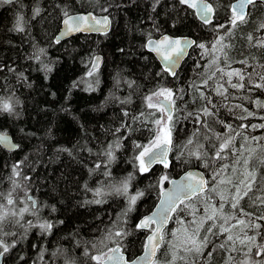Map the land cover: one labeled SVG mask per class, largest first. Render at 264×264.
Wrapping results in <instances>:
<instances>
[{
  "label": "trees",
  "instance_id": "16d2710c",
  "mask_svg": "<svg viewBox=\"0 0 264 264\" xmlns=\"http://www.w3.org/2000/svg\"><path fill=\"white\" fill-rule=\"evenodd\" d=\"M232 1L208 0L215 9L213 23L208 25L178 0H159V3L156 0H13L11 4L0 3V98L10 100L14 105V114L0 111V131L8 132L19 145L14 150H6L0 145V193L6 196L11 191L12 166L23 161L21 176L14 177L21 185L13 192L15 205H7L3 198H0V204L17 210L24 207L28 203L25 190L36 200L35 214L25 213L20 224L4 226L5 232L15 235L3 239L9 245L14 243L15 247L5 253L2 264H65L69 259L74 264H95L85 255L86 252L92 255L106 252L117 243L131 259L141 252L149 231L136 228L137 220L150 211L158 199L160 189L167 182H161V177L166 175L169 179L186 168L198 167L206 173L208 187L204 193L185 201L190 207L173 213L174 219H170L165 227L164 242L155 260L157 264H168L173 240H176L170 227L179 229L181 224L177 221L180 220L186 224L192 219L199 221L206 209L208 212L209 205L218 206L220 194L211 190L214 186L212 172L221 164L232 165L239 154L237 149L243 151L241 161L248 158L249 149H256L249 168L257 172V185L241 206L257 216L264 214V206L251 202L257 196H264L261 191L264 165L259 159L264 156V149L260 147L264 140L256 142L251 139L264 137V128L250 127L264 123L260 119L264 116V109L257 108L255 103L256 100L264 102V89L252 87L260 82L255 73L264 74V68L260 67L264 65V48L252 46L247 39L249 33L255 39H264V30H256L264 21V3L258 0L255 6H249L251 16L248 23L240 24L225 36V30L217 25L229 26ZM102 7H107L108 12L102 13ZM36 9H39L38 15ZM65 11L68 14L82 11L106 14L111 21L110 29L107 33H77L57 43L54 37ZM18 17H23V32L15 30ZM162 33L191 36L197 44L206 46L207 53L193 45L177 69V77H172L144 46L147 38ZM218 36H224V44L232 45L225 49L230 67H225L222 59L218 64H211L216 56L221 55L219 51L214 53L211 47ZM96 54L102 56V63L98 69H92ZM245 59L246 65L239 63ZM218 67H225V71L244 72L247 87L232 89L226 83L227 77L220 79L217 73L203 88L202 81ZM249 73L252 74V84L248 82ZM232 82L238 83L239 80L233 77ZM221 83L228 88V99L214 92ZM192 84L201 85L216 105L213 109L215 117L205 118L210 131L200 129V137H192L199 125L188 117V113L199 112L206 101L199 98L198 92L190 87ZM160 87L180 90L183 96L175 104L170 166L164 168L157 164L148 172H139L135 158L141 149L136 145L149 144L154 133L152 120L159 116V113L156 116L149 114L153 110L146 107L144 98ZM234 105L242 108L229 111ZM242 109L254 112L255 116L239 119L246 116ZM133 117L140 119L133 120ZM225 124L234 128L240 124L249 127L237 128L243 134L236 136L231 146L233 150L224 154V160H218L206 169L202 161L189 153L197 151L201 144L211 152L209 141L203 136H210L213 143L222 142L216 141L215 136L229 134ZM244 137L249 139L246 141ZM190 138L193 143L187 144ZM109 150L114 156L110 162L106 155ZM97 164L101 167L96 168ZM236 167L238 175L242 163ZM105 172L110 175H104ZM229 176L236 179L231 167L215 184L216 190L224 195L231 186L221 185L219 179ZM129 177L128 193L116 194L114 187H119ZM97 188L102 190V195H96ZM138 192L143 195L125 215L129 195ZM97 199L103 202H92ZM193 210H198L194 217L189 215ZM229 210L225 205V211ZM29 221L34 226H29ZM44 222L54 225L51 231L39 228ZM116 231L128 235L107 238ZM178 235L182 237L181 233ZM221 242L223 238L216 240L217 244ZM163 250L165 255L162 257ZM223 252H214L209 264L224 263ZM176 264L183 262L177 261Z\"/></svg>",
  "mask_w": 264,
  "mask_h": 264
},
{
  "label": "snow or ice",
  "instance_id": "6c2138e0",
  "mask_svg": "<svg viewBox=\"0 0 264 264\" xmlns=\"http://www.w3.org/2000/svg\"><path fill=\"white\" fill-rule=\"evenodd\" d=\"M13 0H0V3L11 4ZM179 4L186 6L190 9H196L197 15L200 20L205 24L213 23V16L215 14V9L208 0H178ZM156 3H159V0H156ZM258 3V0H237L236 3L229 5V10L231 12L230 17L228 18V27L225 24H219L217 27L219 29L225 30V36L232 33V30L238 27L240 24L248 23L249 17L251 16L249 6H255ZM102 13H107L108 8L102 7L100 9ZM35 14H39V9L35 10ZM62 23L65 26L63 34L67 35L71 32L78 31H107V28L110 25V20L108 15H101L97 17L93 15L92 12H88L86 15L72 16L69 15L66 11L64 12ZM23 17H18L15 30L19 32L24 31L22 26ZM257 31L264 30V21H262L257 29ZM248 41L252 46L264 48V39H255L251 33L247 37ZM255 42L253 43V41ZM224 36H218L216 41L212 44V51L215 53L219 51L221 55L216 56L211 64L215 65L220 62L222 59L225 62V67H230L227 63L228 53L225 49L232 47L230 44H224ZM57 43H59V37L57 38ZM196 45L201 49H205L207 53L206 46L203 43L197 44L195 40H188L187 38L173 39L167 35L162 36L159 40L149 39L147 41L146 47H149L151 51L156 52L160 58L165 62L164 71L167 72L172 77H177V72L175 71L176 66L184 55H186L187 48ZM219 46V48H217ZM39 59V57H37ZM100 58L97 57L95 60L94 67H98ZM239 63L246 65L247 60L239 61ZM225 67H218L216 71L212 73L207 79L202 81L203 88H206L209 85V81L217 76V73L220 74V79L227 77L226 83L232 89H245L247 86L244 83L246 75L241 70H230L225 71ZM261 68H264V65H260ZM2 70V69H0ZM14 71V69H9ZM92 73L90 72L89 75ZM159 75V74H157ZM259 79V83L252 84V74H247L249 84H252V87L256 89H264V74L255 73ZM238 78V83H233L232 78ZM201 85L192 84L190 87L194 88L199 95L200 99L206 101L205 106H203L199 112H189L188 117H192L194 122L199 125V128L192 133V137H200V129H208V123L205 118L215 117V112L213 109L216 108V105L212 103L211 97L207 96ZM249 91L252 89L249 88ZM214 92L228 99L227 93L228 88L224 86L223 83L215 87ZM146 107L153 110L149 113L151 116H156V113H159V116L152 120L154 125L153 138L148 145L137 144L136 147L141 149L136 156V161L138 162L139 172H148L153 163H159L163 165L164 168L170 166V162L167 159L168 151L170 150L169 146L172 144L173 130L175 124L176 112L175 104L177 99H183V96L180 94V90L174 91L171 88L160 87L155 91H152L150 95H147L145 98ZM248 99V97H244ZM18 103V101H17ZM257 108L264 109V102L256 100ZM233 108H242L241 105H234L229 108V111H232ZM246 116H241L239 119L244 120L248 117L255 116L254 112L248 111L247 109H242ZM0 111L8 112L14 114V105L10 100H3L0 98ZM125 116L128 115L127 112L124 113ZM143 113H141V117ZM185 117V118H188ZM133 120L140 119V117H133ZM260 119L264 120V116H261ZM220 123L223 124V121ZM122 127L127 128V125H122ZM224 127L228 130V135L222 136L221 134H216V141H222L219 143H213L212 138L208 135H204L203 138L209 141V149H205L203 144L198 146L197 151L190 152V156H194L197 160L202 161L204 168H209L210 165L215 164L216 161L224 160L226 152H231L233 141L236 136L242 135V131H237L239 129H246L249 125L240 124L237 128H234L231 124H225ZM253 129L259 127L264 128V123L259 125H250ZM117 132L120 129H116ZM234 133V134H233ZM247 141L249 138L244 137ZM253 141L259 142L264 140V137H252ZM0 143H8V137L0 135ZM193 139L190 138L187 141V144H192ZM119 147V144L116 145ZM12 148H19L18 144L11 145ZM111 145L109 148L111 149ZM264 149V145L260 146ZM239 154L234 160L232 165L221 164L218 170L212 172L211 180L213 183L212 191H216L215 184L222 173L227 171L231 167L233 176L236 177L233 180L232 176L227 178L219 179L221 185H230L231 189L228 191L227 195L223 193L220 194V203L217 205H211V213L208 214L207 209L205 210V215L202 216L199 221L192 219L187 221L180 220L177 221L181 224L179 229L173 230L171 235L176 237L179 240V243L172 245L171 259L168 264H176L177 261H182L183 264H209V261L213 257V253L217 250H228L230 252L243 251L244 259L237 262V264H264V224L260 221H264V214L255 215L253 212H248L244 207L241 206V202L246 198H250V194L254 192V186L257 185V172L256 170H250L249 164L250 159L256 149H249L248 158H244L242 161L240 159L243 156V151L237 149ZM108 161L114 159L112 152L109 150L106 153ZM260 163L264 165V156H261ZM242 163V170L239 171L236 165ZM23 161L18 162L12 166V176L9 178L12 182V189L5 196L4 193H0V198L6 200L7 205H15L16 199L13 197V192L17 188H20L21 185L18 183L14 177L21 176V165ZM101 167L100 164L96 165V168ZM104 175H110L109 172H105ZM23 179L28 180L29 177H24ZM123 181L119 187H114V191L119 195H126L128 193V180ZM168 180V176H162L161 182ZM183 183L173 182L175 187L171 191H165L162 193L164 199L161 200L159 205V212L153 213L151 216L144 217L136 225L138 229H148L153 224L156 225L152 229L151 235L147 236L146 242L143 245L144 255L136 259L126 258L124 251H122L121 245L116 244L115 247L109 248L106 252L100 251L98 254H89L85 253L91 261H95V264H157V261L154 259L156 253L160 250L161 243L164 242V226L168 223L169 219H174L172 216L173 213L183 212L190 207L189 204H186L185 201L191 200L192 198L204 193L206 191V185L209 183L208 180L199 172H187L182 178ZM96 195H102V190L97 188ZM261 191H264V186H261ZM142 192H138L136 195H131L128 197L129 205L125 210V215L127 211H131L132 206L136 204L137 199L142 196ZM25 197L28 203L24 207H20L18 210L15 207L6 208L4 204H0V257L4 256L5 253L10 251V247H15V244L9 245L3 239L4 236L15 235V233L5 232V225L20 224V220L23 218L25 213L33 212L36 207V200L27 195L25 190ZM94 203H102L100 199L92 201ZM253 205H256L259 202V205L264 206V196H257L255 200L251 201ZM225 205H228L229 211H225ZM183 206V207H181ZM198 210H193L189 215L195 216V212ZM29 226H34L29 221ZM188 225L193 227L189 228ZM54 227L50 222H44L39 224V228L42 231L49 232ZM239 229V232L236 233L235 230ZM249 231L254 232L253 235H249ZM178 233L182 234L178 236ZM114 237L123 238L128 235L124 231H116L114 234L110 233L107 237L112 239ZM259 237V242L258 238ZM223 238V242L216 243L217 239ZM171 243V242H169ZM237 244L242 246V249L237 248ZM226 246H229L226 248ZM93 248L96 246L93 245ZM181 252L183 255H181ZM43 253H41V258ZM259 258V259H257ZM234 260V257L229 255L225 264H231ZM65 264H74L73 260H66Z\"/></svg>",
  "mask_w": 264,
  "mask_h": 264
},
{
  "label": "water",
  "instance_id": "95a60500",
  "mask_svg": "<svg viewBox=\"0 0 264 264\" xmlns=\"http://www.w3.org/2000/svg\"><path fill=\"white\" fill-rule=\"evenodd\" d=\"M261 1L264 3V0H261ZM236 2H237V0H233V1L231 2V4H232V3H236ZM192 10L195 12V15H196L197 18L200 20L199 16L196 14V13H197V10H196V9H192ZM246 11H248V9H246ZM88 12H89V11L75 12V13H69V15H72V16H80V15H86ZM93 15H95V14H93ZM101 15H106V14H97L96 16L99 17V16H101ZM65 18H66V17L63 16V18L61 19L60 26H59V28H58L56 34H55V37H54L55 41H57V38H58V37H59V41H61V40L67 39V38H69L70 36L75 35V34H77V33H87V34H89V33H107V32L109 31V29H110V26H111V21H110V25H109V27L107 28V31H106V32L103 31V30H102V31H78V32H71V33H68L67 35H64V34H63V31H64V27H65V26L63 25L62 21H63V19H65ZM109 20H110V18H109ZM164 35H167V36H169V37H171V38H173V39H181V40H183L184 38H187L188 40H194L193 37L188 36V35H171V34H169V33H162V34H160V35H158V36H151V37L147 38L146 41H145L144 46L147 44V41H148L149 39H152V40H159V39H160L162 36H164ZM192 46H193V45H192ZM192 46H190V47L187 48L186 55H184V56L182 57V59L179 61L178 65H177L176 68H175V71H177V69L179 68L180 64L182 63V61H183V60L185 59V57L187 56L188 51H189V49H190ZM145 49H146L147 51L151 52V53L155 56L156 60L158 61V63H159L160 66L162 67V69L164 70L165 62L160 58V56H159L156 52L151 51L149 47H146V46H145ZM97 57L100 58V62H99L98 67H94L95 60H96ZM101 63H102V56H101L100 54H96V55L94 56L93 60H92V65H91V66H92L93 69H98V68L101 66ZM0 135H4V136H7V137H8V143H0V145H1L4 149H6V150H14V148H12L11 145L16 144V143H14V141H13L11 135H10L8 132H3V131H0ZM169 148L171 149V145L169 146ZM169 154H170V150L168 151V154H167V159H168V160H169ZM157 164H159V163H153V164L151 165V167H153L154 165H157ZM160 165H161V164H160ZM162 166H163V165H162ZM151 167H150V168H151ZM190 171H191V172H199V173H201V174L204 176V178L207 180V175H206V173L204 172V170H202L201 168H198V167H189V168H186L185 170L181 171V172H180L179 174H177L176 176L170 177V178L167 180L166 184L160 189L158 199L156 200V202H155L154 206L152 207V209H151L150 211H148V212L142 214V215L138 218V220H137V224H138V223L140 222V220H142L144 217L151 216V215H153V213H158L159 210H160V209H159V205H160V203H161V200L164 199L162 193L165 192V191H171V190H173L174 187H175V184H174L173 182H180V183H183L182 178L185 176V174H186L187 172H190ZM207 187H208V184L206 185V189H207ZM29 196H31V195H29ZM169 220H170V219H169ZM168 222H169V221H168ZM167 225H168V223L164 226V229H165V227H166ZM155 227H156V225L153 224L150 228H148L149 231H148V233L146 234L145 242H146L147 236H148V235H151L152 229H154ZM145 242H144V243H145ZM115 246H116V244L113 245L112 247H115ZM112 247H111V248H112ZM122 251H123V250H122ZM156 254H157V253H156ZM124 255H125V257H126L125 252H124ZM143 255H144V248H142L141 252L138 253L136 256H134V257L131 258V259H136V258L141 257V256H143ZM155 257H156V256H155ZM155 257H154V259H155ZM2 258H3V256L0 257V264L2 263ZM126 258H127V257H126Z\"/></svg>",
  "mask_w": 264,
  "mask_h": 264
},
{
  "label": "rangeland",
  "instance_id": "374dc122",
  "mask_svg": "<svg viewBox=\"0 0 264 264\" xmlns=\"http://www.w3.org/2000/svg\"><path fill=\"white\" fill-rule=\"evenodd\" d=\"M212 189H213V187L211 188V190H212ZM220 190H221V189H220ZM213 192H214V193H218V194H221V193H222L221 191H217V190H216V191H213ZM130 195H131V194H130ZM130 195H129V196H130ZM250 201H251V199H250ZM219 203H220V200H219ZM210 213H211V206L209 205V206H208V214H210ZM173 229H174V228H172V226H171L170 229H169L170 232H172ZM235 232L238 233V232H239V229H236ZM178 236H179V235H178ZM257 239H259V237H258ZM173 241H175L174 245H176V244L179 243V240H178L177 238H176V240H173ZM237 245L239 246L238 249H242V246H240L239 244H237ZM227 247H229V246H226V248H227ZM244 250H246V249H242V250L240 251V255H241L240 260L244 259V256H243V251H244ZM225 252L228 253L229 251H228V250H225ZM161 254H162V257L165 255L164 250L162 251ZM182 255H183V253H182ZM240 260H236V261H235V264H237V262L240 261ZM232 263H233V261L231 262V264H232Z\"/></svg>",
  "mask_w": 264,
  "mask_h": 264
},
{
  "label": "flooded vegetation",
  "instance_id": "af4514ba",
  "mask_svg": "<svg viewBox=\"0 0 264 264\" xmlns=\"http://www.w3.org/2000/svg\"><path fill=\"white\" fill-rule=\"evenodd\" d=\"M262 224H264V221H262L261 222ZM254 232H252V231H249V235H251V234H253ZM239 246L237 245V248H238ZM0 251H2V250H0ZM229 255H231V256H233L234 257V260H233V263L232 264H235V261L236 260H240V257H241V255H240V251H237V252H225V250H224V252H223V257H224V259L225 260H227V258H228V256ZM4 257V256H3ZM257 259H259V258H257ZM2 262H3V258H2ZM2 264V263H1ZM219 264H225V262L224 263H221V262H219Z\"/></svg>",
  "mask_w": 264,
  "mask_h": 264
}]
</instances>
